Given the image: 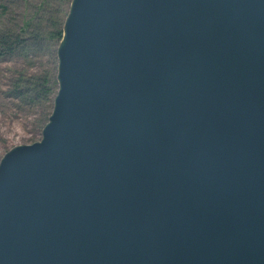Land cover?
<instances>
[{"label":"water","instance_id":"water-1","mask_svg":"<svg viewBox=\"0 0 264 264\" xmlns=\"http://www.w3.org/2000/svg\"><path fill=\"white\" fill-rule=\"evenodd\" d=\"M55 59L0 264H264V0H70Z\"/></svg>","mask_w":264,"mask_h":264},{"label":"rangeland","instance_id":"rangeland-1","mask_svg":"<svg viewBox=\"0 0 264 264\" xmlns=\"http://www.w3.org/2000/svg\"><path fill=\"white\" fill-rule=\"evenodd\" d=\"M46 2L51 9L57 5L55 0H0V32L25 39L24 49L0 56V159L15 146L37 142L51 111L57 43L48 42L47 53L42 38L29 39L36 25L40 29L54 16L39 11Z\"/></svg>","mask_w":264,"mask_h":264},{"label":"trees","instance_id":"trees-1","mask_svg":"<svg viewBox=\"0 0 264 264\" xmlns=\"http://www.w3.org/2000/svg\"><path fill=\"white\" fill-rule=\"evenodd\" d=\"M57 2V5L51 9L48 6V3H44V7H39V11L43 14H47L50 12L52 15L51 17H48L45 22L47 25L40 27L38 29L37 25L34 27V34L30 33L29 39H40L42 38V42L44 44V49L48 53V42H58L61 36V26L64 19V16L67 12V7L70 0H61V2L64 4V6L61 9V5L59 3V0H55ZM61 11V14H60ZM59 15V17H58ZM32 34V35H31ZM25 39L19 37V36H12L8 33L0 32V56L3 55H11L13 51L16 48L24 49L23 47ZM44 41L46 43H44ZM24 42V43H23ZM43 81H47V79H44ZM45 86L47 85V82H44ZM56 90V89H55ZM44 91H47L45 88Z\"/></svg>","mask_w":264,"mask_h":264}]
</instances>
